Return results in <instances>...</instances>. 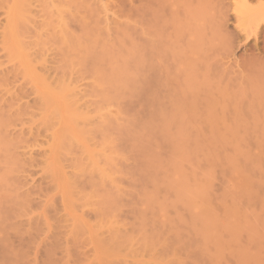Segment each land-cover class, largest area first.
Returning a JSON list of instances; mask_svg holds the SVG:
<instances>
[{
    "label": "bare ground",
    "instance_id": "1",
    "mask_svg": "<svg viewBox=\"0 0 264 264\" xmlns=\"http://www.w3.org/2000/svg\"><path fill=\"white\" fill-rule=\"evenodd\" d=\"M18 1L25 14L21 9L16 13L17 6H20L16 5ZM231 1L152 0V9H145L137 0H13L10 6L6 5L9 0H0V29H12L19 41L17 44L24 53L28 52V58L23 57L24 60L34 63V66L39 65L45 74L53 72L54 79L57 77L62 79L61 83H68L64 86L66 88L75 85L73 88L78 91L79 86L82 89L81 81H90L78 92L75 90L73 93L67 88L69 95H74L75 103L83 101V105L89 108L94 105L91 104L92 98H99L97 103L104 104L127 101L137 95L143 100L141 121L132 122L126 131L127 136L132 137L131 144L140 152L142 169L134 171L133 176L139 175L152 186V190L144 194L149 197L150 207L159 205L168 210L184 209L188 218L179 215L170 221L175 223L178 219L183 222L182 226L194 228L197 239L205 248L209 244L210 248L219 237L210 228L215 222V217L210 214V185L214 180L205 177L206 166L203 168V163L214 166L218 150L233 146L234 152L248 159L258 172L261 160L253 156L251 148L247 151L242 148H249L248 143L264 147V90L260 80L245 82L238 70H234V65L225 66L228 60V63L234 61L231 59L234 50H229L233 49L236 41L237 47L241 46L238 39L243 37V33L244 37H256L254 47L259 53L255 52L260 54L264 3L260 1V5L252 6L255 0L236 1L237 5L233 2L237 7V11L233 8L235 19V16L230 17L234 15L229 12L230 7H234ZM13 13L17 14L15 19ZM230 18L237 21H234V30H229ZM4 96L0 97V260L5 258L3 252L8 241L13 245L18 237L15 233L23 221L19 219L26 216L34 204V194L26 188L28 179L26 184L23 183L25 180L21 181L17 172H23L22 168L29 165L31 160L27 162V159L33 152L28 151V147L34 142L31 140L40 134L37 130H41L34 127L38 135L32 127L26 131L27 122L24 119L20 121L24 112L28 114V108L23 110L18 103L25 98L15 102L12 97L4 99ZM116 121L107 116L98 125L86 129L85 134L93 138L99 135L104 143L109 142L111 131H121ZM204 132H210V136ZM139 134L141 137L155 135L160 145L171 148V154L163 160L152 142H145ZM26 149L30 154L25 159ZM74 156L68 160L75 171L70 177L72 185L78 188L81 177L89 176L88 182L82 179L85 184L100 186L93 181V175L83 160L75 153ZM223 159L229 164V155H224ZM105 162L110 168L116 165L112 159ZM39 186L41 192L42 186ZM160 191L165 193L164 202L158 199ZM42 192L36 195L41 196ZM234 194L230 191L228 195L235 198ZM243 195H248V192ZM119 198L118 193L110 191L103 203L102 214L113 212ZM81 229L73 230L74 234L83 233L84 229ZM233 239L230 241L234 242ZM227 242L219 244V248L223 245L220 256Z\"/></svg>",
    "mask_w": 264,
    "mask_h": 264
},
{
    "label": "rangeland",
    "instance_id": "2",
    "mask_svg": "<svg viewBox=\"0 0 264 264\" xmlns=\"http://www.w3.org/2000/svg\"><path fill=\"white\" fill-rule=\"evenodd\" d=\"M11 1L13 0H9V4L6 5L10 6L12 3ZM236 1L240 2V0H233L231 3ZM260 1L264 3V0H255L252 6H258L257 3L260 5ZM237 2L235 3L236 5L238 4ZM18 4H20V6H17L16 13L23 10L21 13L25 14V10L20 1H18L16 5ZM235 4H232L234 7H230L231 10L229 12L234 14L230 17H234L236 14L237 7ZM3 5L5 6V3ZM233 8L236 11L233 10ZM18 9L21 10L18 12ZM16 13H13L14 19L17 15ZM18 16L21 17L23 15ZM20 17L16 19H21ZM2 18L3 24L6 26L7 22L5 21V16ZM234 18L236 19V16ZM235 19L230 20L231 28L229 30L235 27ZM248 24L249 22H246V25ZM7 29L6 31L0 29V37L2 36L0 42L3 41V47L1 44L0 47L4 48H0V97L2 98L4 95V99H11L12 97L15 102H17L19 98L21 101V97L25 98L22 99L21 102L18 101V103L19 106H22L23 110L24 108H28V114H26L27 111L25 109L26 112H24V114L26 116L24 115V118H21L22 114L17 120L21 118L20 121L24 119V121L27 122H25L28 124L26 125L28 127H26V131H28V129L31 130L32 127L35 134L38 135L40 133L38 135L39 138L36 135L37 137H35V140H31L34 142L28 147L30 148L28 151L31 153L33 152L32 155L27 149L25 150L28 152L25 159L29 158V156L31 157L27 159V162L31 160L28 163L29 165L24 167L26 170L22 168L21 171L23 172H20V170V173L17 172V176L19 175L21 181L25 180L23 183L28 179L26 183H28L29 187L26 186V188L29 193L34 194L32 196L34 198L33 203L37 205L35 207L34 204H32L34 207H31L30 211L27 212L28 214L26 213V216L19 219L23 220V225L19 223L20 225L17 227L19 230L17 229L16 233L13 232L15 234L18 233L15 242H13L15 238H12L13 245L16 246V248H21V250L31 248L36 232L39 231L42 226L46 225L49 233L48 240L45 242V251L43 253H33L37 260L47 259L46 252L48 248H52L55 251V258L61 260L63 264H95V262L100 259L118 256L121 254V251L127 252L134 261L143 260L145 262H150L152 260L171 261L176 259L177 254L174 250H169L166 241L159 235L150 236L145 232L147 218L143 215L138 216L136 214L140 211L138 202L141 195L150 192L152 186L149 183H145L139 175L133 176L134 171L137 172L142 169L139 156L140 152L137 147H134L135 145L133 146L131 144L130 141L132 137H128L126 131L131 128L132 122L141 121L140 119L143 116L141 107V105L144 104L143 100L137 95L127 101L104 104L103 102L97 103L100 100L99 98H92L91 104H94L93 106L87 108L83 105L82 101V103L78 102L79 105L75 107L78 103H75L76 100L72 93L69 95L70 89L71 92H75L76 89L74 90L73 88L75 85H72V88L71 86L67 87L69 89L67 90L64 86H67L68 83H64V81L61 83L60 80L62 81V79L58 78V81L57 77H55L57 80L56 82L53 72V74H49L51 71L45 74V71L41 70L39 65L35 64L39 67L37 68L33 65L34 63L26 61L28 52L24 53L20 44H17L19 41L18 39L16 40L17 37L13 34L12 29ZM241 35L244 37L245 34L243 33ZM238 40H241V42L239 41V45L241 46L237 47L238 41H236L235 43L237 45L234 43L236 48L233 46V49L231 51L229 50V52L234 50L231 58L234 59V61L231 60L228 63L229 60L226 59L228 60L227 62L225 61L227 64L224 62L226 64L225 66L228 64L234 65L235 71L241 67V64H237L236 61L241 63V60H245L248 55L255 51L258 52L254 47V45H256V40L254 42H248L241 38ZM260 41L261 43L259 45L263 46L261 37ZM14 42L18 46L15 45ZM249 43H251L250 48L248 47ZM242 44L247 46L243 47ZM241 49H243V51H241ZM256 52L254 54H257ZM258 55L259 54H257V56ZM8 57L12 61H10ZM23 57H25L26 60H24ZM236 66H238L237 69ZM35 67L37 70H35ZM44 81L47 82L46 85ZM81 82L79 85H82V89H84L90 81H83L82 84ZM53 85H55V88L52 87ZM56 89H60V92L57 93ZM79 89L82 90L80 86ZM79 89L78 91H80ZM26 94H31L32 96L30 95L27 97ZM69 96H71V98ZM70 99L73 101L71 102ZM27 102H29L28 107ZM79 106L81 108L77 109ZM15 107L18 108V105ZM107 116L114 120L117 119V125L121 128V131H111L113 134L110 135L111 139L109 142L104 143L99 135L93 138L85 134L86 129L98 125V122H101L103 118ZM17 120L16 122L20 123V121L18 122ZM34 127L36 130L38 128L41 129L37 130L39 133L35 131ZM204 133L210 136V132ZM149 135L150 137L146 135L141 137L139 134V137L145 140V142H152L161 158L166 160L171 154V148L160 145L161 142L155 135ZM247 146L250 147L247 148L243 146L242 150L247 151L251 148L250 151L253 156H255L257 160H261L262 155H264V147L254 146V144L251 145V143L250 145L248 143ZM32 148H34V151H31L33 150ZM133 148L137 153L135 159L128 156L129 150ZM234 149L233 146H227L224 150L219 149V156L214 163L215 178H213L214 181L212 180L213 182L210 185L212 199L210 204L212 210H210V214L215 217V222L210 228L211 231L216 234L215 236L217 238L219 237L218 240H221V243H224V241L226 243L228 241L226 239L230 241L233 239L232 237H234V242L228 241L226 247H223L224 252H222V256L225 259H252L259 261L261 259L260 243L262 236H264V197L260 195L258 178L255 189L252 191H245L248 192V195H243L245 192L231 190L232 172L229 164L223 159V156L229 155V152L234 151ZM238 150L240 151L241 149L239 148ZM38 152H40L39 155ZM74 153L83 160L85 167H87L89 173L93 175V181L101 184L100 186L98 185L95 187L92 183L85 184L86 182H83L82 179L88 182L89 176L81 177V184L78 188L74 184L75 187L72 185L73 181H70V177L75 171L71 168V162L69 161L75 158ZM108 159L116 161V165L113 168H110L105 162L108 161ZM208 164L210 163L204 162L203 168ZM27 168L30 170L28 171ZM257 173H259V171ZM160 175H162V173H160ZM39 185L42 186L41 189L44 192L41 191L43 193L41 196L36 195L37 192L41 193L39 191ZM57 186H68L70 188L68 205H65L64 196L60 195L52 201L46 217L34 215V213L39 212V206L44 201V198ZM101 191L108 194L110 191H115L119 194L118 206L114 208L113 212L111 210L107 214H102V212H104L103 203L105 202V198L93 195V193H99ZM230 191L235 193V198L228 195ZM158 194L159 201L164 202L166 199L164 191H160ZM168 211L169 218L171 219H175L179 215L188 218V213L184 209H169ZM37 217H39L38 220ZM33 218L34 220L36 219L37 222L32 220ZM75 226L82 227L81 230L84 229L81 234L75 233L77 235L76 237L74 231H78L77 228L80 227L76 228ZM183 227L190 239L198 240L194 228L190 226ZM30 228H34L36 231L30 230ZM74 228H76V230H74ZM23 232L25 235H23ZM28 233L31 235H28ZM11 235L13 236V234ZM235 239L237 240L235 241ZM218 240L211 243V249L208 248L210 244L206 248L208 250L210 249L209 251L213 249L216 250V248H219V244H221ZM242 241H250L255 245L256 250L253 255H246L242 252ZM24 242L27 244L30 243L27 245L24 244ZM106 243H110L112 247L107 248ZM212 244L217 247L214 248ZM222 246L223 245H221V247ZM221 247L219 248L220 250L218 249L216 252L222 251L223 249L221 250Z\"/></svg>",
    "mask_w": 264,
    "mask_h": 264
},
{
    "label": "snow or ice",
    "instance_id": "3",
    "mask_svg": "<svg viewBox=\"0 0 264 264\" xmlns=\"http://www.w3.org/2000/svg\"><path fill=\"white\" fill-rule=\"evenodd\" d=\"M142 8L152 9V0H137ZM260 36L264 40V23L260 27ZM242 40L255 41L256 37H241ZM63 47V46H61ZM248 47H251L249 43ZM243 51V49H241ZM35 58H33V62ZM242 66L238 69V72L245 78V82L255 81L259 78L262 90H264V46L261 48L259 56L248 55L244 61L241 62ZM46 85L47 82L44 81ZM55 88V85L52 86ZM59 93L60 89H56ZM128 156L136 158L137 153L133 148L129 150ZM229 167L232 172V185L231 190L237 192L252 191L255 189L257 178L259 181L260 195L264 197V155L261 158L259 174L255 171L251 162L244 156L237 152H229ZM215 167L209 164L205 168V177L208 180L214 178ZM70 194V188L68 186H57L50 191V193L44 198V201L39 206V212L34 215L40 217H46L47 211L51 206L53 200L58 196L63 195L65 205H68V199ZM100 198L108 197V193L99 192L93 193ZM149 197L141 195L138 202L140 211L136 214L143 215L147 218V227L145 232L150 235H159L164 241L167 242V246L170 251H175L177 258L171 261L152 260L150 262L134 261L131 256L124 251L118 256H112L107 259H100L95 264H264V236H262L260 243V256L259 261L252 259H231L227 260L223 256H220L215 249L209 251L199 240L190 239L185 228L182 226L183 222L176 220L172 223L169 218V211L166 208H161L157 205L155 208L150 207ZM48 228L46 225L42 226L32 241V247L21 250L12 245L11 241H8L5 245V251L3 252L4 259L0 260V264H63L59 259L55 258V251L52 248H48L46 255L47 259L37 260L33 253L45 251V242L48 240ZM7 235L6 233L4 234ZM107 248H111L110 243H106ZM255 245L250 241H242V252L246 255H253L255 253ZM219 256V258H217Z\"/></svg>",
    "mask_w": 264,
    "mask_h": 264
}]
</instances>
